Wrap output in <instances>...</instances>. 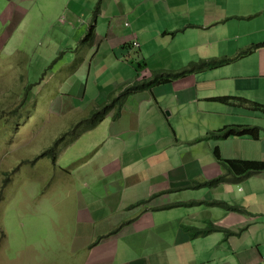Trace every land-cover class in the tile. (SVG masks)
I'll return each mask as SVG.
<instances>
[{"label":"crops","instance_id":"crops-1","mask_svg":"<svg viewBox=\"0 0 264 264\" xmlns=\"http://www.w3.org/2000/svg\"><path fill=\"white\" fill-rule=\"evenodd\" d=\"M52 1L64 9L69 42L56 47L49 77L61 74L59 91L81 100L65 114L85 117L138 74L264 41V0ZM90 26L91 38L81 41ZM224 95L264 104V45L227 65L130 93L117 118L111 112L99 123L100 159L78 175L99 178V188L86 182L75 194L66 191L75 196L67 264H264V170L198 185L225 172L216 146L227 159L264 161V114L213 99ZM227 124L257 125L259 135L197 140ZM56 138L25 162L55 166L49 154L34 158ZM209 224L218 229L190 236Z\"/></svg>","mask_w":264,"mask_h":264},{"label":"rangeland","instance_id":"rangeland-1","mask_svg":"<svg viewBox=\"0 0 264 264\" xmlns=\"http://www.w3.org/2000/svg\"><path fill=\"white\" fill-rule=\"evenodd\" d=\"M60 9L52 0H0V264H67L72 193L86 182L99 188V178L83 182L78 175L100 159L95 151L104 125L74 137L84 117L64 112L81 100L59 91L61 74L49 77L56 47L69 42ZM69 128L55 166L25 162Z\"/></svg>","mask_w":264,"mask_h":264},{"label":"trees","instance_id":"trees-1","mask_svg":"<svg viewBox=\"0 0 264 264\" xmlns=\"http://www.w3.org/2000/svg\"><path fill=\"white\" fill-rule=\"evenodd\" d=\"M97 8V7H96ZM97 10L95 9L94 12ZM93 34V26H90L87 33L81 39V41H87L91 38ZM264 45V41L260 43L253 44L248 48H242L237 51L234 55H222V56H213V57H203L195 60H190L184 65L177 68L170 69H152L146 77L138 78L140 74L137 75V78L129 83L125 90L122 91L121 94H112L108 99L102 102H97L93 108L90 110L89 114L86 115L83 119L76 122V126L78 124H84V126L78 130L74 135L76 137L81 131L85 129L93 128L98 125L109 113H111L112 118H117L120 114L121 107L127 95L133 92L141 91V90H149L153 86L167 83L172 81L175 78L185 76L190 73L201 72L209 69H214L217 67H221L231 63L232 61L244 57L245 55L252 52L256 47ZM143 66V64L138 62V67ZM142 71H145L144 69ZM141 71V72H142ZM216 101L233 104L237 106H243L245 108L259 111L264 114V104L259 103L244 97L239 96H216L213 98ZM73 127V129L76 128ZM71 130V131H72ZM260 128L257 125H249V124H227L218 129L210 130L206 132L204 135L197 138V140L203 139H223L230 136H250L252 138H257L259 135ZM70 132V128L63 133H61L57 139L53 142L52 146L47 150L43 151L39 155H37L34 159L39 156L49 154L51 159L55 161L56 159V150L58 144L64 140L67 133ZM213 155L219 165L225 170L223 174L214 178L212 180L207 181L206 183H200L198 185H209L215 184L222 180L228 181H239L243 178H246L254 173L260 172L264 170V161L259 160H233L227 159L221 156L218 147H214ZM33 159V160H34ZM7 176V173H4ZM7 180V177L4 178V181ZM195 202H184L183 205H192ZM211 205H220L227 209H235L241 210V208L237 205L228 204L223 201H212L209 202ZM218 227L213 224H209L205 228H194L190 230L191 237H198L200 235H206L213 231H216Z\"/></svg>","mask_w":264,"mask_h":264},{"label":"built area","instance_id":"built-area-1","mask_svg":"<svg viewBox=\"0 0 264 264\" xmlns=\"http://www.w3.org/2000/svg\"><path fill=\"white\" fill-rule=\"evenodd\" d=\"M64 15H62L61 17H60V20L61 21H64ZM125 26H127L128 25V21H125L124 23H123ZM131 45L133 46V47H135V48H138L139 47V42L136 40V39H134L132 42H131Z\"/></svg>","mask_w":264,"mask_h":264}]
</instances>
